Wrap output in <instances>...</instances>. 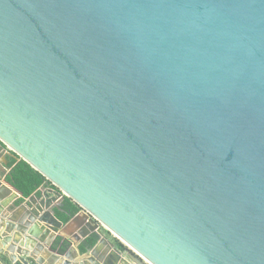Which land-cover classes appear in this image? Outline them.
<instances>
[{"label": "water", "instance_id": "obj_1", "mask_svg": "<svg viewBox=\"0 0 264 264\" xmlns=\"http://www.w3.org/2000/svg\"><path fill=\"white\" fill-rule=\"evenodd\" d=\"M0 142L54 185L0 264L65 196L99 238L57 264H264V0H0Z\"/></svg>", "mask_w": 264, "mask_h": 264}, {"label": "crops", "instance_id": "obj_2", "mask_svg": "<svg viewBox=\"0 0 264 264\" xmlns=\"http://www.w3.org/2000/svg\"><path fill=\"white\" fill-rule=\"evenodd\" d=\"M10 159H16V155H14L11 150L3 146L0 142V179H5L7 173L9 172L8 164ZM19 159L20 158L18 157V160ZM1 187L3 188V190L1 191L2 194H0L1 198L3 197V195H5L4 199L13 196L8 206L9 208H7L0 215V217L3 219V229H5V231L11 228V226H8V222L14 223L7 219L8 218L7 215L15 214L16 218L19 219V221L28 220L27 216L29 211H31V208L27 206L26 210H24L21 208V205L27 201L33 203V205L37 204V201H46L44 199L45 192L47 191L48 188H53L52 186L42 187L39 189L38 193H35L31 197L24 198L23 200H21L23 196L22 195H20L19 197L16 196L12 188L3 185ZM62 201L63 199L61 200L59 205H57V201H51L50 208L52 210L53 215L55 216V219H52L50 215L48 216V218L55 221V225L57 227H55L54 230L52 229L50 231L49 237L46 238V241L48 240L50 241L49 242L50 245L46 243H42L45 245H43V248L40 250V254L37 256L38 258H40L41 263H37L36 261L30 259V264H57L55 255L57 257H61L65 259L66 258L65 255L69 250H71V254L75 258V260L80 261L84 259V257H86V256H82L85 254V252H83L80 249V245L90 235L87 236L80 244L77 243V238L79 237L80 234H82L83 228H86L88 226V218L86 217L85 214L82 213L77 219L72 218L69 222L64 223L55 215V209L61 205ZM80 211H82V209ZM42 224L45 225L44 222H42ZM13 232L14 230H12V232L9 234H12ZM50 236H52V238H50ZM112 236L115 237L114 235ZM0 237L3 236L0 235ZM50 247L53 248L55 251H51ZM109 253L115 255L113 249H111ZM119 264H125V263L123 261H120Z\"/></svg>", "mask_w": 264, "mask_h": 264}, {"label": "trees", "instance_id": "obj_3", "mask_svg": "<svg viewBox=\"0 0 264 264\" xmlns=\"http://www.w3.org/2000/svg\"><path fill=\"white\" fill-rule=\"evenodd\" d=\"M1 144L5 146L2 142ZM6 147V146H5ZM16 155L14 152H12ZM9 172L7 173L5 180L16 190H18L23 198L31 197L33 194L38 193L42 187L54 185L49 181L40 171L32 167L28 162L23 159L18 160L10 159L9 161ZM82 207L74 202L71 198L65 196L61 205L55 209V215L64 223L69 222L75 215H77ZM107 236L121 249H125L126 246L117 238L113 237L111 233L103 229ZM113 237V238H112ZM99 236L96 233H92L85 241L80 245V249L86 252L89 248L93 247Z\"/></svg>", "mask_w": 264, "mask_h": 264}, {"label": "rangeland", "instance_id": "obj_4", "mask_svg": "<svg viewBox=\"0 0 264 264\" xmlns=\"http://www.w3.org/2000/svg\"><path fill=\"white\" fill-rule=\"evenodd\" d=\"M111 235H113L112 233H111ZM109 237V236H108ZM110 238V237H109ZM111 239V238H110ZM112 240V239H111ZM114 242V241H113Z\"/></svg>", "mask_w": 264, "mask_h": 264}]
</instances>
